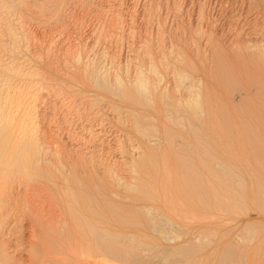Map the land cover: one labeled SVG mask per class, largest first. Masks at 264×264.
Returning <instances> with one entry per match:
<instances>
[{"label":"bare ground","instance_id":"bare-ground-1","mask_svg":"<svg viewBox=\"0 0 264 264\" xmlns=\"http://www.w3.org/2000/svg\"><path fill=\"white\" fill-rule=\"evenodd\" d=\"M4 25V32L13 39L15 27L5 21ZM246 47L241 60L245 64L260 65L259 73L264 77V44L261 47L247 44ZM177 59L186 64L184 58ZM1 66L3 82L15 78L25 85L33 83L30 75L15 72L12 64ZM191 80L192 77L186 94L180 97L167 94V101L163 103L169 111L167 115H180L186 123L184 125L193 129L188 134L194 140L193 147L173 148L172 141L177 139L172 140L175 133L172 130L175 129L171 130L168 125L159 126L164 118L157 109L153 115L152 112L142 115L138 111L141 108L151 110L148 93L153 88V78L139 74L128 94H111L117 99L110 103L117 117L109 122L112 132L107 145L103 141L105 138L100 137L103 128L99 127V131L93 133L98 151L90 152L87 157L75 152L77 159L66 169L68 176L60 169L59 154L49 155L31 123L29 112L34 107V94L14 91L9 83L0 87V182L11 184L15 181L17 187L20 184L25 186L20 191L21 196L16 195L11 205L7 203L8 194L5 193L8 184H0V218L2 210L10 207L15 220L20 218L19 221L25 220L28 224L27 236L21 237L25 238L24 242L15 244L17 248L4 242L6 231L0 225V264H264V226L257 228L249 219L240 224L215 227L200 222L171 235L162 223L165 213L174 218L179 213L196 212L203 220L206 216L220 219L247 202L253 205L248 204L252 210L264 215V178L255 173H264V166L259 165L264 164V138L255 131L256 126L259 128L257 121L247 118V124L238 127L233 126L234 123L223 126V119V124L210 126L227 135L230 141L225 145H221L217 138L214 140L215 137L204 138V134H209L206 128L213 112L211 107L207 108L210 104H206L207 100ZM256 82L253 91L264 93V81L257 77ZM115 85L120 90L123 87L121 81H116ZM250 94V90L243 88L235 97L241 102L244 97H251ZM223 114L221 116H225ZM123 117H126L124 121ZM165 119L170 122L173 117ZM151 122H158L157 126L162 130L156 132L150 126ZM162 140L170 144L164 152L172 156L173 162H170L174 165L160 166L157 162L158 143L161 144ZM230 163L237 165H228ZM246 175L250 181L244 184L239 180L245 177L243 180L248 182ZM249 188L253 189L252 194L244 191ZM170 189L173 190L170 192ZM7 215H3L6 221ZM238 236L243 240H238ZM24 243L22 250L26 248L28 253L25 259L21 258V249L18 248Z\"/></svg>","mask_w":264,"mask_h":264},{"label":"rangeland","instance_id":"rangeland-1","mask_svg":"<svg viewBox=\"0 0 264 264\" xmlns=\"http://www.w3.org/2000/svg\"><path fill=\"white\" fill-rule=\"evenodd\" d=\"M0 3L4 5L0 6V9L3 8L0 10V67L10 63L16 69L15 72L30 75L33 82L30 86L15 78H8L3 82L4 78L0 76V87L9 83L10 89L14 91L34 94V107L29 112L31 123L49 155L59 154L58 158L62 161L59 166L65 175H69L66 169L77 159L75 152H81L87 157L90 152L99 149H95L98 142L93 133L100 128H103L100 137L105 138L103 141L107 145L112 132L109 122L117 117V113L110 106L111 101L117 99L111 94H128L131 84L139 74L151 76L153 88L148 93L151 110L141 108L138 111L142 115H150V112L153 115L157 109L160 115L163 114V124L159 126L168 125L171 130L173 127L175 129L172 130L175 132L172 140L177 139L172 141L173 148L182 150L193 147L194 140L189 138L191 135L188 136L193 129L185 126L186 123L180 115H167L166 112L169 111L165 109L166 104L163 101H167V94L174 97L186 94L190 77L193 84L198 86L200 95L207 100L206 104H210L206 105L207 108L211 107L210 111L213 112L210 125L206 128L211 136L204 134V138L215 137L214 140H220L221 145L228 144L230 139L227 135L219 129H211L210 126L223 124L224 119L223 126L234 123L233 126L243 127L247 124V118L257 121L255 123L259 128L256 126L255 131L264 138V93L253 91L257 85V77L263 81L264 77L259 73L260 65L245 64L241 60V57L245 56L247 44L259 47L264 44V0H0ZM11 3L14 5L11 6ZM4 21L15 27L13 39L4 32ZM177 58H184L186 64L179 63ZM150 70L152 72H149ZM116 81H121V90L117 89ZM38 88L40 89L37 90ZM243 88L250 90L252 94L240 102L235 96ZM225 99L227 102H224ZM234 104L239 107H234ZM219 110H224L221 112L225 113L223 115L226 117L221 116ZM171 115L173 120L166 121L165 117L170 118ZM255 115L257 117H253ZM157 123L151 122L150 126L159 132L162 129ZM166 143L167 141L163 140L161 144L158 143L160 154L157 162L160 166L174 165L171 163L172 156L164 152L170 145L169 142ZM182 143H185V146ZM235 164L237 165H228ZM259 165L264 166L260 163ZM255 173L264 178L263 172ZM246 177L248 182L243 180L245 177L239 181L249 183L250 177ZM3 183L1 180L0 184ZM4 184L8 183L5 181ZM24 187V184L17 187L15 181L5 186L7 203L12 205L15 196L20 197V191L22 192ZM248 190L244 189L249 194L254 192L253 189ZM18 202L19 205L21 202ZM248 204L253 206L247 202L245 207L235 209L230 215L220 219L206 216V220H203L196 212H187L185 215L179 213L174 215V218L165 213V222L162 220V223L167 231H170L169 235L184 227L197 226L200 222L215 227L219 224H240L249 219L257 228H261L264 226V215L261 216L258 211L252 210ZM7 208L8 210H2V219L0 218V225L6 231L3 240H6L4 242L7 245L16 247L17 242H24L25 238L21 237L27 236L28 224L25 220L19 221L20 218L15 220L14 213L10 211V207ZM6 213L7 221L3 217ZM237 238L243 240L242 236ZM24 245L26 244L18 246L23 259L28 256L26 248L22 250ZM157 260L161 261L159 258Z\"/></svg>","mask_w":264,"mask_h":264}]
</instances>
